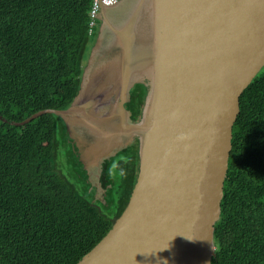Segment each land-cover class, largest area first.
I'll return each mask as SVG.
<instances>
[{"label":"water","instance_id":"water-1","mask_svg":"<svg viewBox=\"0 0 264 264\" xmlns=\"http://www.w3.org/2000/svg\"><path fill=\"white\" fill-rule=\"evenodd\" d=\"M264 71V0H97L77 91L53 114L79 182L136 145L127 201L75 264H210L238 98Z\"/></svg>","mask_w":264,"mask_h":264},{"label":"trees","instance_id":"trees-1","mask_svg":"<svg viewBox=\"0 0 264 264\" xmlns=\"http://www.w3.org/2000/svg\"><path fill=\"white\" fill-rule=\"evenodd\" d=\"M92 0H0V115L66 107ZM210 264H264V71L238 98ZM136 145L102 161L103 202L79 182L60 121H0V264H75L110 228L135 178Z\"/></svg>","mask_w":264,"mask_h":264},{"label":"built area","instance_id":"built-area-1","mask_svg":"<svg viewBox=\"0 0 264 264\" xmlns=\"http://www.w3.org/2000/svg\"><path fill=\"white\" fill-rule=\"evenodd\" d=\"M115 1L116 0H101V2L103 4H111V3L115 2ZM96 5H97V0H92L91 7H90V10H89V16L91 18V20L89 22V26H91L92 23H93L94 14H95V10H96Z\"/></svg>","mask_w":264,"mask_h":264}]
</instances>
